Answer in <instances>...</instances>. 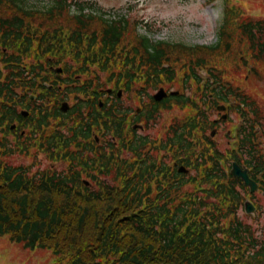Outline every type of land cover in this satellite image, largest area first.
Returning a JSON list of instances; mask_svg holds the SVG:
<instances>
[{"label":"trees","instance_id":"1","mask_svg":"<svg viewBox=\"0 0 264 264\" xmlns=\"http://www.w3.org/2000/svg\"><path fill=\"white\" fill-rule=\"evenodd\" d=\"M39 4L0 0V19L30 20L18 23L40 28L31 33L40 34L42 47L53 50L59 63L66 61L71 43L66 35L72 21L78 34L87 33L89 46L95 47L84 61L103 62L107 85L114 83L120 65H152L153 85L163 75L171 80L170 69L175 66L219 67L214 71L217 95L222 101L238 102L234 110L244 119L235 148L228 150L234 159L252 167L254 177H264L256 129L262 108L244 83L251 80L245 76L252 60L255 75L264 64V16L248 14L234 0H225L218 40L193 45L140 33L124 14L100 13L77 0ZM102 33L103 44L96 47ZM76 48L77 55L86 52ZM136 72L129 71L128 82L135 76L137 82L149 79ZM83 76L86 79L75 85L79 94L91 89L93 74ZM75 80L66 82L73 85ZM54 90L58 102L61 94H67L63 84ZM159 108L154 105V114ZM195 108L191 105L187 124L179 127L175 118L162 136H136L128 142L121 135L120 143L111 139L101 157L90 164L84 154L71 149L67 122L59 117H42L41 124H51L52 133L45 137L44 132L35 147L50 159L70 160L62 168L15 164L10 157L18 148L0 140V236L9 235L27 248L52 249L55 264H264V219L254 216L255 221H250L239 213L246 186L227 172L230 164L222 159L229 160L228 153L208 134L209 111L200 107L195 113ZM56 109L58 115V104ZM107 112L114 115L112 110ZM198 123L204 126L201 130ZM150 140L152 148L146 151ZM30 156L37 161L36 154ZM185 159L198 171L180 172L178 163ZM87 175L93 177V186L83 181Z\"/></svg>","mask_w":264,"mask_h":264},{"label":"flooded vegetation","instance_id":"2","mask_svg":"<svg viewBox=\"0 0 264 264\" xmlns=\"http://www.w3.org/2000/svg\"><path fill=\"white\" fill-rule=\"evenodd\" d=\"M11 22V23H7ZM30 23L27 19H0V136L6 144L11 145L18 152L34 150V147L41 140L43 127L49 128V125H42V117H56V98L57 90L54 86L61 84L67 86L65 99L69 104L62 117H67L70 126V143L80 144L82 154L85 155L88 162L94 160L95 153L98 155L105 151L106 136L116 138L123 131L127 130V135L141 133L146 128L144 121L152 124L154 90L152 65L140 66H118L115 76L116 91L108 89L105 80V70L103 62L98 65L84 61L85 57L90 59L92 53H95V47L88 44L89 36L79 35L71 28L66 35L68 43V53L66 64H62L64 69L58 72L60 65L56 59L49 56V60L42 64V43L40 34L31 33L32 30L39 31L40 28L20 26L18 23ZM79 29V28H78ZM28 31L29 33H26ZM100 42L96 47L101 46V36L98 35ZM76 46L86 50L77 55ZM91 49V53L90 50ZM121 51V44L120 49ZM97 56L98 59H101ZM81 58V60H79ZM189 69L196 71L195 76H190L193 80L202 77L198 67L181 68L178 71ZM172 70V69H170ZM131 72L139 73L140 78H149L146 84L139 87L135 84L136 76L133 81L128 82L127 74ZM86 73H92L91 89L86 88L84 93L77 92L76 84L83 82ZM203 74H208L205 70ZM136 75V74H135ZM73 77L76 79H73ZM180 76L172 78L175 81ZM80 79V80H78ZM162 79L168 80L163 75ZM75 80L73 85L67 82ZM98 81V82H97ZM181 92L175 95H168L160 100L159 104L172 105H199L214 104L216 101L207 99L201 90L184 88L182 81ZM174 89V88H172ZM170 91V90H169ZM139 93L137 97L135 94ZM108 103L105 104L106 98ZM212 98V97H211ZM63 101V99H60ZM180 102H178V101ZM113 104L112 111L114 115L109 114L108 107ZM114 117V118H112ZM146 117H150L146 119ZM187 115L182 114V120ZM138 118L142 120L144 126H137ZM217 125L221 127V121L218 117H213ZM219 120V121H218ZM128 121L133 123L128 124ZM35 151V150H34ZM99 159V156H98Z\"/></svg>","mask_w":264,"mask_h":264},{"label":"rangeland","instance_id":"3","mask_svg":"<svg viewBox=\"0 0 264 264\" xmlns=\"http://www.w3.org/2000/svg\"><path fill=\"white\" fill-rule=\"evenodd\" d=\"M50 1L53 0H30V2L40 3L39 6L46 5ZM77 1L95 3L101 11L117 15L127 12L130 20L139 26L140 31H151V34L157 39L183 41L190 44L212 43L218 39V27L222 21L225 8V0ZM234 3L248 14L264 16V0H234ZM127 13L124 15L127 16ZM251 63L253 66L254 63L256 64V61L252 60ZM244 83L245 85H250L253 96L262 105V111L264 112V64L258 66L257 74H254L251 80ZM229 111H231L229 114H231L232 121H224L216 136L221 140L223 147L228 145L227 141L229 138L227 132L231 128L232 122H238L239 119L238 115L232 111V108ZM181 113L180 110H176L172 114L170 112L163 113L162 117L166 118L161 120L156 128L151 129V131L164 130V125L173 116L180 115ZM219 114L218 110L212 111V117H219ZM43 156V162L39 165L45 166L51 161L45 155ZM11 159L15 163L32 162V158L27 155L15 154ZM59 166L61 167L62 164L60 163ZM257 198L263 203L264 207V196L258 193ZM241 212L242 214L245 213L244 210H241ZM263 219L264 216L261 218V221ZM53 259L54 252L52 249L40 246L36 249L27 248L22 243L12 240L8 235L0 236V264H55Z\"/></svg>","mask_w":264,"mask_h":264},{"label":"water","instance_id":"4","mask_svg":"<svg viewBox=\"0 0 264 264\" xmlns=\"http://www.w3.org/2000/svg\"><path fill=\"white\" fill-rule=\"evenodd\" d=\"M163 91H164V89H161L156 94V97L161 98L164 95ZM63 108L67 109V106H63ZM232 172H233V174H235L237 176H241L246 181V183L251 186V188L253 190L258 188L257 182L249 176L247 167L242 168L237 162H234ZM246 208H247V211H249V212L255 210L254 204L249 200L246 202Z\"/></svg>","mask_w":264,"mask_h":264}]
</instances>
